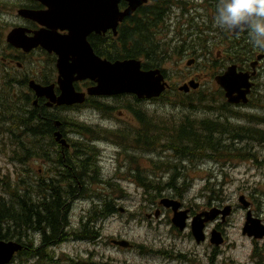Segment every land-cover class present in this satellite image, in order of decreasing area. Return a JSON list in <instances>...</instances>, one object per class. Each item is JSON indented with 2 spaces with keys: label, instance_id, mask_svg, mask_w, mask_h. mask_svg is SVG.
<instances>
[{
  "label": "flooded vegetation",
  "instance_id": "1",
  "mask_svg": "<svg viewBox=\"0 0 264 264\" xmlns=\"http://www.w3.org/2000/svg\"><path fill=\"white\" fill-rule=\"evenodd\" d=\"M31 10L34 11H47L48 7L35 1L30 0ZM218 0H147L146 3L139 6L129 17L125 18L119 23L116 34L113 30H108L105 33L93 32L87 37V42L91 46L95 55L108 59L110 61H124V60H138L141 62L143 70L150 71L155 69H162L161 65L164 60H175L179 58V64L183 66H174V74L185 75V59L187 62L188 80L184 84L190 81H196L202 84V80L198 77L199 74L210 75H224L230 69L234 68L237 74L247 75L249 82L252 84L251 89L247 95V102L233 104L226 98V91L220 88V92L223 94V110L224 121H240L239 119L245 118L246 114H250L246 118L252 129L255 130V136L257 138L253 142L261 144L264 148V51H260L254 48L249 43L248 34L246 31L234 34L232 31H226L223 36L225 40L221 44H209V36L220 35L222 29L215 26L214 17L216 14V4ZM129 8V3L125 0L120 1V11H126ZM171 8H173V14H169ZM203 10L205 14H203ZM208 12V14H206ZM152 14L153 16H150ZM78 19L75 18L73 12V22L76 23ZM198 20H202L198 22ZM169 21V23H168ZM173 21L179 26V31L173 32ZM167 22V23H166ZM205 24L204 36L207 37L205 47L191 49L190 37L195 36V24ZM170 25H172L170 27ZM176 25V24H175ZM191 26L190 31L185 30V27ZM139 27L146 28L147 37L150 38L152 44L145 45L140 43V47L144 50L132 55L135 52L132 40L127 35L138 30ZM29 30L28 35L32 36L43 29H48L47 26L40 25L33 21L28 22L27 27ZM56 32L60 36L69 35V30H62L58 28ZM173 32V39H167V34ZM179 34H182L184 38L180 41V46L172 48V50L156 52L157 46H166L167 44L179 43ZM191 35L189 38L188 36ZM125 36V43L122 41ZM170 36V35H169ZM188 38V41L186 39ZM141 40L139 37L138 41ZM185 42V43H184ZM185 45V51L179 53V50ZM187 44V45H186ZM216 48H220L216 50ZM21 53L20 51H17ZM144 52V53H143ZM162 52V53H161ZM176 54L175 57H173ZM33 60L37 59V56L50 58L53 62L52 71L55 72L51 78L43 77L37 80L28 81V90L31 92L30 98L34 106V112H39L35 117L33 125L39 119V116L43 118L45 116L54 115L56 117L53 122L54 131L52 137L42 138V142H47V147H33L29 149L28 157V174L26 179L19 178L16 182L26 181L29 185H32L34 189V200L32 202L33 208L39 205L41 196L39 195L41 187L46 185H58L62 186L61 192L67 191V185L72 182L71 177H67V169L69 170L68 162L77 163L79 170L73 174L75 178L74 183L79 187V190L73 195V198L77 201L84 199L87 193L84 185L85 179H89L88 188L93 194V187L98 178V183L109 184V180H105L101 177V171H92L90 168V157L88 155L92 150H83V137L82 133L84 125L81 122L80 116L84 108L89 107L90 110H100V104H105L107 100H118L122 98L132 99L134 102L141 105L155 104L154 100H140L135 96H122L116 98H89L82 105L73 106H58L47 97H39L34 89L30 87L31 81H34L37 85L42 87H53V93L56 98L61 94L60 85L58 82L59 72L57 67L58 56L52 51L37 47L30 54H28ZM179 56V57H178ZM72 57V56H71ZM194 63L189 66L188 62ZM204 61V62H203ZM203 62V63H199ZM200 64L203 65V72L200 71ZM177 65V62L174 63ZM198 73L193 74L195 71ZM165 74L167 72L164 70ZM39 80V81H38ZM244 82L243 78L239 81V84ZM169 85L173 91L176 88ZM75 89L79 92H87L89 87L93 86L90 81H78L74 83ZM201 88V85H200ZM199 88V89H200ZM218 88V87H216ZM198 90H190L193 93ZM102 111V110H101ZM128 111L133 116V119L140 125V119L138 112L141 110H134L132 107L128 108ZM47 114V115H45ZM77 116L78 119H74ZM65 117L67 119H65ZM48 119L46 122L50 121ZM142 125V124H141ZM243 125L239 124V127ZM89 131V130H88ZM258 131L259 133H256ZM57 134L60 135L58 138ZM91 134V133H90ZM89 134V135H90ZM73 135L79 136V140L73 138ZM146 135V131L143 130L138 137L135 138L136 148L140 149L142 157L131 159L132 170L130 177L133 178L134 184L137 186L141 201H145L146 204H150V212L146 214L147 220H145L141 227L148 228L150 232L160 229V233L164 235L162 241H136L134 239H128L122 237V240H127L129 243L124 246L120 244L121 240H112L111 245L115 246L114 249L118 252L125 253L129 257H132L134 262L131 264H235L233 261H226L223 259L227 248H230L232 243L229 241L231 230H237L241 233L242 241H247L248 247L246 249L247 258L244 264H264V150H235L241 152H248L247 158L243 160L242 153L239 152L235 155L236 160L248 162L245 164L244 171L239 172L241 180L250 177L247 183L251 182L254 187V192L249 194L248 192L241 191L238 196V202L233 204L229 200L223 202V198H218L212 203V181L213 175H207L205 178H197L191 173L201 169L200 164H206L209 157V153H198L197 156L184 155V150H168L159 147H147L149 143L146 139L143 141L144 146L137 144V139ZM34 137V136H33ZM238 138V137H237ZM252 140V139H250ZM239 138L236 143H238ZM64 142V144H63ZM93 142V141H92ZM95 143V142H93ZM51 146V147H49ZM49 148V149H47ZM153 148V149H152ZM160 149V150H154ZM137 151V150H134ZM83 153V155H81ZM147 154L158 155V160L154 157H145ZM71 155H73L72 158ZM164 155L169 156V160L164 159ZM86 156V157H85ZM85 157V158H84ZM225 160L229 159V156L223 155ZM185 159H188L187 161ZM200 159V160H199ZM81 160V162H80ZM142 161L149 163L147 172L141 170ZM196 161L192 167L190 163ZM41 162V163H37ZM209 161L208 163H210ZM214 162V161H212ZM176 163L177 165H173ZM221 163V162H215ZM44 164V165H43ZM170 164V165H169ZM162 165L173 166L172 169H166L163 171ZM223 165V164H222ZM41 166V167H40ZM257 169V174L250 176L249 172L253 168ZM146 170V166H145ZM91 171L95 174L92 175ZM200 171V170H199ZM222 170L223 183H220L222 187L227 183L228 177ZM119 179V176L117 177ZM168 180V181H167ZM215 181L217 179H214ZM119 183V182H117ZM198 184L203 185V199L200 202H190L188 200L191 188ZM91 186V187H90ZM39 187V188H37ZM74 186H72L73 188ZM74 190V188H73ZM208 193V194H207ZM63 195V193H62ZM86 197V196H85ZM240 197V198H239ZM63 202V220L59 234L45 231L41 228H35L27 238L22 241L18 239H2L0 241H14L21 246V250L18 251L9 264H20L24 259L27 262L21 264H64L72 262L74 264H81L86 261H90V264H95L100 260L101 254L97 252L99 245L94 241L99 239L100 234L94 237V233L101 231L100 227L95 226V219L98 213L99 218H103L106 211H104L105 203L98 202L94 204L91 209L92 214L89 216L84 213V221L82 226H74L71 220V206L68 204L67 197H62ZM242 199L247 204L240 203ZM174 201L177 203V211L168 209L163 205V201ZM206 200V201H205ZM110 211L108 215L111 217L119 209L111 201H107ZM69 208V211H68ZM214 210V211H213ZM123 213L125 209H122ZM120 212V210H119ZM179 215L180 222L174 223V213ZM239 213L238 225L234 222L233 217ZM216 215L214 219L212 215ZM114 217V216H113ZM183 217V218H182ZM197 220V221H196ZM140 222V220H139ZM179 224V225H178ZM181 224V225H180ZM248 226V227H247ZM200 230L199 238L196 237L197 231ZM247 230V231H246ZM250 230V231H249ZM91 232V236L89 233ZM219 234L222 240L220 245L212 243V234ZM87 236V237H84ZM156 238L155 233L147 235V238ZM200 239V240H199ZM83 241H90L85 243L86 247H83ZM72 247H68V245ZM105 256L107 261L112 258L111 255ZM125 264H130L125 260ZM241 264V263H238ZM243 264V263H242Z\"/></svg>",
  "mask_w": 264,
  "mask_h": 264
},
{
  "label": "rangeland",
  "instance_id": "2",
  "mask_svg": "<svg viewBox=\"0 0 264 264\" xmlns=\"http://www.w3.org/2000/svg\"><path fill=\"white\" fill-rule=\"evenodd\" d=\"M27 4L31 6V2H28V0H0L1 32L3 31V25H7L6 29L3 31L4 42H2V45L0 44V84L2 77L3 80L6 79L7 82L9 81L12 84L14 83V78H16L19 83H23L25 85V92L29 93H24V91L18 90L14 84L12 85V87L15 86L13 88V92H15L14 108H19L20 105L21 107L24 106L23 109L27 107V105H25V101L23 102V100H25V98H30L31 95V92L28 90L26 83L29 80H34V78L35 80H37L38 78L43 77L51 79L52 77H55V72L52 71V67H54L53 63L49 62L45 57L37 56V59L34 60L31 57H23L19 59L17 58V56L19 55L18 53L12 50L10 51L7 48L8 43L6 42V37L8 35V32L14 28V25L27 26V23L18 16L17 12L20 7L23 8V6ZM169 14H173V8H171ZM203 14H205L204 10ZM206 14H208V12H206ZM201 21L202 20H198V22ZM171 26L172 25H170V27ZM190 29L191 26H188V28L187 26L185 27V30H188V32L190 31ZM204 30L205 29L203 28V23H199V25H197V30H195V36H188V38L191 36V49H197L205 47V45H207V37L204 36ZM175 31H179V26L175 21H173V32ZM173 32H169V34H167V39H173ZM225 33L226 30L222 29L220 35H212V37L209 36V44H221V42L225 40V37L223 36V34ZM181 37L182 39L184 38L182 34H179V43L171 42L166 46L158 45L156 52L165 51V53H167V50H172V48L177 47V45L180 46ZM188 38L186 39V41H188ZM218 49L220 48H216V50ZM182 50L183 52L185 51V45L182 47V49L179 50V53H183L181 52ZM175 56L176 54L173 57ZM176 62L177 65H174V63ZM174 66H178V70L179 66H183L182 64H179V58L175 60L168 59L161 65L162 69L164 68L166 72L167 69L170 70V72L167 74L168 83L172 86L174 84V87H181L183 86L184 82L188 80V72L186 71V59L184 65L185 75L174 74ZM199 67L200 71L203 72V65L200 64ZM195 73H198V68L197 71H195L193 74ZM233 74L229 75L231 76ZM198 77L200 78V80H202L203 84L205 85L201 89L202 92L205 93V96L202 92L191 93V100H197L199 98L207 99V103L210 104V106L214 107L213 111L210 110L211 112L206 111L195 114L196 112L201 110H186V108L183 109L181 105L193 108L196 106V102L198 100L192 103L193 107H190V102L185 101L182 96L174 98L173 93H171L168 97H164L161 101L156 102L154 107L152 108H148L146 105L138 104L132 99L122 98L115 101L107 100L105 104L109 110L102 109L101 111V109L99 108L100 110L87 111L91 109L89 107H86L81 110L82 113L80 119L81 122L86 125L82 131V133L84 134L83 141L81 142L83 143V150L94 151L91 152L90 155H88L91 160L90 168L92 171L96 172L98 169L99 173L101 171V177H103L105 180L110 179V181L109 184L98 183L97 178L95 182L96 184L93 187L90 186L91 188H93V194H91L88 188L89 179H85L86 183L84 187L87 191V193L85 194L86 197L84 196V199L79 201L75 200L74 198L70 200V205H72V224L76 227H78L79 225L82 226L81 223L82 221H84V213H87V215L90 216L92 214L91 209L93 208L94 204L98 202L104 204L105 201H111L112 203H114L117 209L120 210V212L118 210L114 215L109 218L107 217L101 219L99 218V213L93 217V219H95V226L100 227V230H102L100 232L101 237L99 239L94 240L97 245H99L97 248V252L101 254L100 260L98 262H95V264H125V260H127L131 264L132 262L136 261L132 257H129L127 254L116 251L114 249L115 246L111 245L112 240H122V237H125L128 239L131 238L136 241L144 242L162 241V239L164 238V235L160 233V229L155 232H150L148 228L140 226V223L142 224L145 220H147L146 214L150 212L149 208L151 205L146 204V200L141 201L139 195H137L139 193V190L134 184L133 178L129 176L132 170L131 159H133V157H136V159L142 157V153L139 151L140 149L136 148L135 138L138 137V135L141 134L143 130L146 131L145 139H149L152 133H149L147 129H143L141 123L139 125L138 122L133 119V116L128 111V108L132 107L134 110H141L146 115L147 119L151 122V124H156L158 127H162L164 129L172 128L174 127V125H178L181 123L182 120H186L188 118L193 120L194 116L198 118H209L211 120L212 117H214L213 119H215L217 118V109L220 110L221 113L219 114L224 119V115H222L221 111L223 110V101L221 100L220 109L218 106L219 103L216 102L214 104L215 101L213 102V97L207 95L210 93L212 87H215L216 85L213 82L214 75L199 74ZM246 78L247 76L245 75V80ZM212 91H215V89H212ZM182 93L183 92L179 91L180 95ZM9 103L11 102H9L8 100L4 101V108L5 106L10 107L11 105L9 106ZM178 106H181V108ZM249 115L250 114H246L245 118H241L239 119L240 121L233 122L247 126L249 125V121L246 118H248ZM65 119L67 118L65 117ZM74 119H78V117L75 116ZM35 124H37V122H35ZM3 129H8L13 134L11 133L12 135H10ZM20 132V130L13 128L11 125L8 126V124L6 126L3 125L0 130V173L8 175L13 180V182H16L21 176H26L28 174V166L20 164L16 157L13 156V151L19 150L22 152V150H29L33 147L48 146L47 142H42V138H44L45 136L41 135L34 136L33 138H26L25 136L21 135ZM153 135L156 134L154 133ZM72 137L78 140L80 139L77 135H73ZM92 141L95 143H93ZM229 145V150L234 151L264 150L261 144L252 142V140H241V142L238 143L230 141ZM247 155L248 152H242L243 160L247 158ZM150 156L156 158L157 160L159 159L158 155L156 154L152 155L145 153V157ZM71 157L74 158L73 155H71ZM169 158V156L164 155V159L166 161H168ZM212 160L213 159L210 158V163H208L209 161H207L206 164L201 163V169L198 168L196 172L191 173L197 178H205L207 175H210V172H212V175L217 177V183H223V177L221 173L222 170H224L223 172L227 174V183L223 187H212V203L215 202L213 200H216L221 197L223 198V202L229 200L230 202L235 204L236 202H238V196L241 191L248 192L249 194H252L254 192V187L251 183L254 179L250 181V183H247L250 180V177L245 179V181L243 182L237 181L241 180L242 177L241 175L239 176V172L244 171L245 164H249L248 162H244L241 160L238 161L236 160L235 156H229L228 160L221 158V163H215L212 162ZM172 164L174 166L177 165L176 163ZM194 164H197V162L192 161L190 163V166L192 167ZM169 165H162L163 171H165L166 169L173 168V166ZM149 166L150 165L148 162L142 161V165L140 168L143 172L146 171L147 175H150V171L148 170ZM177 166L179 167V165ZM178 169H181V167H179ZM257 169L258 168L256 167L251 169L249 175H256ZM92 171L91 174L95 175ZM118 176L119 179L117 178ZM202 188V184H198L197 186L192 187V190L188 196V200L190 202H200L203 199ZM0 195H2L1 190ZM122 209H125L124 213ZM238 219L239 213L233 217V220L237 225L239 222ZM153 233H155L156 235L155 239L151 237L147 238V235H152ZM89 236H91V232L89 233ZM84 237L87 236L84 235ZM229 240V242L232 243V246L230 248H227V253H225L223 259H225L226 261H233V263L235 264H244L247 261V241H242L241 233H239L237 230H231ZM83 242V247H86L85 243L90 241ZM68 247L72 246L69 244ZM105 254L107 256H112V258L110 259L112 263H108L110 261H107L108 258L105 256ZM23 262H27V260H22L20 264ZM64 264L74 263L67 262ZM81 264H90V261L84 260V262Z\"/></svg>",
  "mask_w": 264,
  "mask_h": 264
},
{
  "label": "trees",
  "instance_id": "3",
  "mask_svg": "<svg viewBox=\"0 0 264 264\" xmlns=\"http://www.w3.org/2000/svg\"><path fill=\"white\" fill-rule=\"evenodd\" d=\"M8 7V6H7ZM153 16L152 14H149ZM7 25H3L2 30L6 29ZM206 27V26H205ZM0 30V44L4 42V32ZM147 31L144 27H139L138 30L128 34L127 37L135 43L134 51L132 55H136L137 53L144 50L140 47V43L143 42L145 45H151L152 42L150 38L147 37ZM139 37L141 40L138 41ZM122 41L125 43V36ZM7 48L11 51H14L12 47L7 46ZM16 52V51H15ZM144 53V52H143ZM139 54H137L138 56ZM26 58L24 54H20L17 58ZM166 59L164 60V62ZM53 63V62H52ZM1 73V72H0ZM18 90L25 92V85L23 83H19V81L14 78L13 83ZM11 82H7L6 79L3 80L1 77L0 84V130L3 125H11L13 128L20 130L21 135L26 138H33V136H45L52 137V132L54 131L53 122L55 121L54 115H47L44 117L39 116V119L36 121L37 124L33 125L35 117H37L39 112H34V106L30 98H25V105L27 107L23 109L24 106H20L19 108H14L15 103V92H13V85ZM28 86V82L26 83ZM203 93V92H202ZM171 92H166L164 97L170 96ZM173 97H183L185 101L190 102V107H193V102H196V106L193 108L183 107L186 110L190 109H200L201 111L196 112L202 113L206 111H213L214 107L208 104L207 99L199 98L191 100V96L180 95L178 92H173ZM205 96V93H203ZM208 96L213 97L214 104L219 103V108L221 109V100H224L223 94L219 90L211 91ZM227 98V97H226ZM9 101L10 107L5 106L4 101ZM181 106H178L181 108ZM101 109L108 110L107 108L100 107ZM210 111V112H211ZM218 112L217 118L212 120L209 118H198L195 117L192 119L182 120L180 124L174 125V127L169 129H164L162 127H158L156 124H151V122L147 119L146 115L142 112H138V117L141 120L143 129H147L150 135L149 139H146L150 144L147 147H159L165 148L168 150H184L185 156H197L198 153H209V157L212 158L214 162L222 161L223 155L225 156H235L241 151L229 150L230 147L229 142L232 141L236 143L237 139L241 140H255L257 136H255V130L250 126H241L236 122L227 121L225 122L220 110L217 109ZM222 111V110H221ZM146 118H145V117ZM221 116V117H220ZM220 117V118H218ZM48 119H51L46 122ZM148 123V124H146ZM177 124V123H176ZM5 132L12 135L13 133L8 129H3ZM12 133V134H11ZM156 135H153V134ZM256 133H259L256 131ZM145 136H139L137 139V144L139 146H144L143 141L145 140ZM238 137V138H237ZM153 149V148H152ZM30 150H14L13 156L19 161L20 164L27 166L28 157ZM242 153V152H241ZM83 155V153L81 154ZM208 158V160H210ZM81 162V160H80ZM69 170L67 169L68 176L71 177L72 182H69L70 185H67V191H62V186L58 185H46L44 187H37L40 189L39 195L41 196L39 205L33 208L32 202L34 200V187L29 185L26 181H20L18 183H11L8 175L0 174V190L2 191V195L0 196V240L2 239H18L22 241L24 238H27L30 233L33 232L35 228H41L43 232L51 230L54 233L59 234L61 229V224L63 220V202L62 197H67L68 204L70 200L73 198V195L76 191L79 190V187L74 183L75 178H73V174L76 175V171L79 170V165L77 163L68 162ZM21 179H26V176H21ZM74 186V190L72 188ZM63 193V195H62ZM109 206L107 205V208ZM111 208H108L106 211L109 213ZM69 211V208H68ZM94 233V237L98 236Z\"/></svg>",
  "mask_w": 264,
  "mask_h": 264
},
{
  "label": "water",
  "instance_id": "4",
  "mask_svg": "<svg viewBox=\"0 0 264 264\" xmlns=\"http://www.w3.org/2000/svg\"><path fill=\"white\" fill-rule=\"evenodd\" d=\"M37 1L47 6L49 11L45 13L21 9L18 14L23 18L47 26L48 29L36 32L33 37L27 35L28 29H14L7 36V42L27 53L37 47H42L49 52H56L59 56L57 67L59 69L58 81L61 95L56 98L52 86L42 87L36 84L34 86V82H31V88L39 97L45 96L58 105L82 104L86 95L77 93L73 85L76 81L87 79L97 83L95 87L88 90L90 96L134 94L139 99H153L160 97L165 91L167 84L160 70L142 71L138 61L112 63L103 60L93 53L87 42V36L93 31L100 33L108 29L115 30L118 21L130 15L146 0H127L131 7L125 13H119L118 4L121 0ZM73 12L76 14L75 18L78 19L76 23L73 22ZM58 28L69 30L70 34L64 37L60 36L56 32ZM218 82L223 86L226 85L223 78H218ZM193 84L191 82L189 85L181 87L180 91L188 92V87L197 89L198 85ZM225 87L231 90L227 85ZM245 87L248 88L249 86ZM232 102L237 103L239 100ZM57 136L60 137L59 134ZM240 202L245 207L247 206L242 199ZM215 216H212L211 219H214ZM177 222H180L179 217L174 218V223ZM19 248V245L15 243L0 242V264L9 263Z\"/></svg>",
  "mask_w": 264,
  "mask_h": 264
},
{
  "label": "clouds",
  "instance_id": "5",
  "mask_svg": "<svg viewBox=\"0 0 264 264\" xmlns=\"http://www.w3.org/2000/svg\"><path fill=\"white\" fill-rule=\"evenodd\" d=\"M214 23L237 34L246 31L249 43L264 51V0H218Z\"/></svg>",
  "mask_w": 264,
  "mask_h": 264
},
{
  "label": "bare ground",
  "instance_id": "6",
  "mask_svg": "<svg viewBox=\"0 0 264 264\" xmlns=\"http://www.w3.org/2000/svg\"><path fill=\"white\" fill-rule=\"evenodd\" d=\"M73 8V7H72ZM69 10H71V8H69ZM75 17H76V14H75ZM31 82H34V81H31ZM35 82H34V86H35ZM37 85V84H36ZM40 86V85H39ZM31 87V86H30ZM42 97V96H41ZM232 149V148H231ZM186 161L188 160V159H185ZM200 160V159H199ZM207 161H210V160H207ZM196 235V237H198L199 238V232L197 231V234H195ZM128 243H125V244H123L124 246H126Z\"/></svg>",
  "mask_w": 264,
  "mask_h": 264
}]
</instances>
